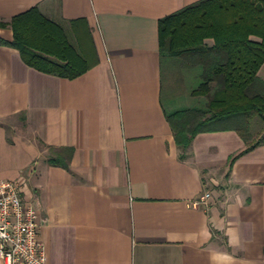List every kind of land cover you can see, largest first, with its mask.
Returning a JSON list of instances; mask_svg holds the SVG:
<instances>
[{
    "label": "crops",
    "instance_id": "crops-1",
    "mask_svg": "<svg viewBox=\"0 0 264 264\" xmlns=\"http://www.w3.org/2000/svg\"><path fill=\"white\" fill-rule=\"evenodd\" d=\"M198 1L0 0V23L36 7L73 43L79 21L96 56L67 79L0 45V180L38 211L47 264H264V144L184 150L166 119L158 23Z\"/></svg>",
    "mask_w": 264,
    "mask_h": 264
},
{
    "label": "trees",
    "instance_id": "trees-1",
    "mask_svg": "<svg viewBox=\"0 0 264 264\" xmlns=\"http://www.w3.org/2000/svg\"><path fill=\"white\" fill-rule=\"evenodd\" d=\"M72 21L76 43L65 30L36 8L14 16L10 42L24 63L40 72L74 79L96 64L92 43ZM162 69L171 61L191 72L197 84L191 94L202 106L166 113L176 144L187 149L200 133L235 131L247 144L244 152L264 144V0H200L163 17L158 23ZM212 41L207 43L206 41ZM254 125L263 126L253 140ZM68 157L72 150L65 152ZM52 165L67 167L64 157Z\"/></svg>",
    "mask_w": 264,
    "mask_h": 264
},
{
    "label": "built area",
    "instance_id": "built-area-1",
    "mask_svg": "<svg viewBox=\"0 0 264 264\" xmlns=\"http://www.w3.org/2000/svg\"><path fill=\"white\" fill-rule=\"evenodd\" d=\"M205 193L195 205L207 204ZM40 215L22 201L16 181L0 180V260L2 264H47L48 257L40 238Z\"/></svg>",
    "mask_w": 264,
    "mask_h": 264
},
{
    "label": "rangeland",
    "instance_id": "rangeland-1",
    "mask_svg": "<svg viewBox=\"0 0 264 264\" xmlns=\"http://www.w3.org/2000/svg\"><path fill=\"white\" fill-rule=\"evenodd\" d=\"M207 43H212L208 40ZM259 75L264 78V66L260 69ZM194 77L189 70H186L182 65L167 61L163 65V89L162 98L169 111L183 109L194 106H202L206 103V99L201 96L191 94L197 84L193 82ZM195 81V80H194ZM263 126L254 125L253 135L257 140L262 136L263 131H260Z\"/></svg>",
    "mask_w": 264,
    "mask_h": 264
}]
</instances>
